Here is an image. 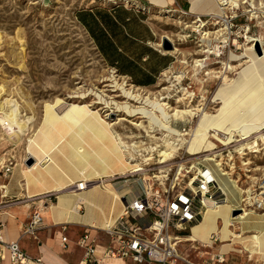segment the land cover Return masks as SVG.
Segmentation results:
<instances>
[{
  "label": "crops",
  "instance_id": "1",
  "mask_svg": "<svg viewBox=\"0 0 264 264\" xmlns=\"http://www.w3.org/2000/svg\"><path fill=\"white\" fill-rule=\"evenodd\" d=\"M168 8L206 15L216 12L218 6L215 0H129V4L110 0L109 3L79 11L77 19L110 68L137 87L151 88L174 65L175 53L161 49V38L150 23L148 14ZM260 37L264 47V26ZM251 54L256 63L240 67L236 73L239 76H234L235 85L220 94L225 108L216 123L221 129L242 125L244 133H251L260 128L259 125H264V56L259 57L255 52ZM222 89L220 86L214 93V102L215 99L221 101L218 96ZM209 122L210 116H207L202 130L210 127ZM31 141L28 150L20 147L21 145L0 142V164L10 157L16 160L10 173L0 171V238L6 242H19L26 254L41 258L45 264H83L85 249L81 241L84 235L89 233L92 238H98L101 249L111 245L110 238L101 230L120 217L125 199L132 201L141 191L128 183L111 179L113 192L95 186L83 192L69 189L62 193H53L55 186L60 183L68 186L84 181L81 179L83 175L93 179L102 173L113 174L121 169L122 160L100 172L97 162L89 164L85 158L78 156L74 143H69L68 140L57 144L56 151L36 145L34 139ZM78 141L77 138L76 142ZM203 144L208 145L209 142ZM77 147L80 148L78 145ZM79 152L83 153L81 150ZM29 155L36 160L32 168L23 161ZM44 160L48 162L41 165ZM62 198L65 202L61 205ZM80 200L84 203L75 212ZM237 203L235 197L230 200L232 206ZM37 209L44 216V224L37 236L33 237L24 234V229ZM231 222L236 223L237 227L233 230L235 233L236 230L240 232L236 233L238 236L242 234V237H251L264 233L263 213L250 214L244 220H233L231 216ZM195 225L190 227L186 236L192 234ZM219 225L223 227L221 222ZM216 236L217 241L210 238V245L203 244L200 240L192 243L194 250L201 253L203 251V254L209 256L210 261L205 262L207 264H224L221 257L238 251L235 248L225 252L227 245L231 244L234 248L235 243L223 242L219 231ZM218 242L221 243L219 249L215 247ZM256 256L264 264L262 256L258 253L254 255ZM115 261L127 264L131 260ZM0 264H11V261L7 257L4 261L0 259Z\"/></svg>",
  "mask_w": 264,
  "mask_h": 264
},
{
  "label": "rangeland",
  "instance_id": "2",
  "mask_svg": "<svg viewBox=\"0 0 264 264\" xmlns=\"http://www.w3.org/2000/svg\"><path fill=\"white\" fill-rule=\"evenodd\" d=\"M109 2L110 0H0V88L4 93V99L14 98V100H6L4 104L11 116L17 114L22 119L32 122L31 127L26 132L27 134L22 136V140L17 143V145H21L20 147L29 149V144L32 143L31 140L34 139V134L43 127L47 110L56 106L62 100L67 103L81 102L83 104L97 102L94 105L95 110L99 108L102 111H108V107L114 104L113 101L117 103L125 101L132 105L152 107L153 104L145 102L144 99L133 101L125 97L129 96L128 94H132V91L135 94H139L140 91H143L142 94L146 93V95L159 94L164 88L174 85L173 91H170L169 94H163L166 98H170L166 100L167 102L173 107L185 108L190 103V106L197 107L199 104L202 105L208 101L212 102L214 93L223 83L221 79H209L206 75L209 70L223 71L222 63L227 62L236 66L246 60V58L231 59V56L228 55L221 58L212 57L210 66L206 71L197 73L196 78V71L193 68L194 60L204 58L202 55L204 44L201 43L200 35L195 34L193 29L189 27L192 25L196 26L193 23L194 17L188 10L183 12L182 9L175 8L160 9L156 12H149V21L156 30L158 37L161 38V45L163 39L169 37L172 39V42L168 39L172 47H177L179 50L174 54L175 63L171 67L172 72L169 76L172 77V73H174V76L184 73L185 78L182 83L178 84L173 77L167 80L162 75L154 87H137L106 64L89 34L77 19L79 11ZM118 3H125V1L119 0ZM214 29L210 28L211 31ZM261 32V28L251 27V35H259ZM214 44L216 42L212 43V45ZM161 49L166 51L163 46H161ZM173 50L166 52L172 53ZM236 55L239 56V53H236ZM182 61H185V63L183 64ZM239 69L240 67L228 72L227 75L234 77ZM137 88L140 91L136 92ZM186 91H189V94L186 95L187 97L184 96ZM103 92L112 96L113 100L105 97ZM192 92L194 97H191ZM182 97L187 98L183 105L178 103ZM213 106L215 108L218 106L217 109L220 107V105L216 104L210 105V112H214L215 108ZM15 107L18 108L15 109ZM121 109L128 111L130 115L141 112L133 111L127 106L118 107V110ZM170 113H168L169 116ZM121 116L122 113H117L109 120L111 119L110 121L115 123L119 121ZM137 117L138 115L129 119L138 123L146 121L139 120ZM168 118H171V116ZM145 124L147 125L148 121ZM184 126L185 124L181 122L174 124L177 130H181ZM114 128L127 142H138L139 145H141L140 143L145 144L143 148L148 147V145L153 146V143L158 144L159 142V139L147 138L144 131L127 122L116 125ZM163 133H158L162 139ZM1 136L4 139L0 140V142L11 144L0 127V138ZM131 136L137 138L133 141L128 140L127 137ZM14 138L13 141H17V137ZM172 138L169 141H172L175 137ZM165 140H168V138H165ZM159 143L165 145L162 141ZM261 143L264 142L259 141V144ZM130 154L127 153L129 161L134 159L136 162H131L139 164L141 163L140 155H145V152L138 154L137 151H134ZM261 156L258 159L256 158L260 161H257L255 166H264V151H261ZM253 157L251 156L250 158L252 159ZM121 165L123 167L124 162ZM236 166L240 168L241 163L237 162ZM238 170L237 168L235 173H239ZM235 175H233L234 177L230 176L231 179H226L225 181L229 185V192L227 193L231 197L233 195L230 192L236 191V200L239 202V198L242 195L241 193L239 194V191L243 193V190L254 182H251V180L246 182L245 177L240 173L242 176L240 178L241 182L237 184ZM111 179H108L109 183ZM123 180L122 177H119L115 182L122 183L124 182ZM233 182H236L238 189L233 187ZM128 184L135 187V189L139 188L141 191L140 182L131 180ZM232 199L234 197L230 198V200ZM236 227L237 225L234 222L233 228L236 229ZM236 231V233L240 234L238 230ZM244 237L247 236L242 237L240 235L237 239L240 241ZM243 241L235 243L234 248L231 246L232 250L237 248L238 251L224 256V264H261L257 256L254 257L258 253L257 246L249 239L244 241L245 243ZM228 243L233 242L229 241ZM220 245L221 243L218 242L215 247L219 249ZM181 250L187 258L197 264H205L206 261H210L209 256L203 254V251L201 253V251L194 250L191 242H184L181 245ZM112 262L110 261L107 264ZM221 262L223 263V261ZM112 264L124 263L117 261ZM127 264L135 263L129 261Z\"/></svg>",
  "mask_w": 264,
  "mask_h": 264
},
{
  "label": "built area",
  "instance_id": "3",
  "mask_svg": "<svg viewBox=\"0 0 264 264\" xmlns=\"http://www.w3.org/2000/svg\"><path fill=\"white\" fill-rule=\"evenodd\" d=\"M111 1L115 2V0ZM124 1L129 4V0ZM217 2L220 9L219 15L190 13L194 17L193 23L200 28L203 35L220 31L225 37V43H222V39H215V35L210 37L212 43L220 42L222 55L217 58L239 53V56H236L245 59L246 51L257 53V43L260 44L262 51V56L259 57H263L264 47L260 34L251 35L250 33L252 26L263 29L264 0H217ZM210 28L215 29L211 31ZM193 32L200 35L204 51L214 48L215 44L207 45L208 39L203 42L204 36L198 30ZM212 57L216 58L215 55ZM213 104L220 105L219 102L208 101L200 107L210 112V105ZM217 107H214V112ZM198 120L199 116L192 121H169L174 129V124L177 122L185 124L181 130L175 129L178 134L173 135H170L167 130L155 128L153 140L159 139V142H164L165 138L175 137L172 138L174 141H170L174 144L175 150L168 151L172 154L168 157L162 155V152L168 149L165 142V145L158 142V144L153 143V146L142 147V150L137 151L145 152V155H140L139 168L142 171L112 177L113 181L122 177L124 183L131 180L140 182L141 193L132 201L125 199L120 217L101 230L110 238L111 245L101 249L98 238H92L89 233L84 235L81 241L85 249L83 264H107L108 261L116 259L131 260L135 264H196L184 255L181 245L188 237L185 234L190 227L203 220L209 209L207 204L219 207L230 203L218 182L223 170L225 174L221 175L222 178L229 179L236 174L237 184L241 182L240 173L245 177L246 182L248 180L254 182L243 190L237 205L232 206V219H240L242 213L264 214V166H255V163L260 161L257 159L262 157L261 151H264V143L257 144L259 147L254 143L258 133L249 136L236 134L234 139L229 140L231 134L210 130V140L214 143V149L208 152L191 153L188 145L193 137L192 127L197 125ZM160 132H164L163 139L158 135ZM145 134L148 138L146 132ZM141 145L145 144L141 143ZM242 150L243 153H241ZM251 156L254 157L251 159ZM28 157H25L23 161H26ZM237 162L241 163L240 168L236 166ZM15 164L14 157L2 161L1 173H10ZM237 168L239 173H235ZM95 183L99 182L80 181L74 185L73 189L76 192H83ZM236 210L240 211V214L233 216ZM43 224L44 216L41 210L37 209L25 227L24 234L36 237ZM231 227H234V222H231ZM212 240L217 241L215 234L212 235ZM7 257L11 264H45L41 258H33L26 254L19 242H6L0 238V259L4 261Z\"/></svg>",
  "mask_w": 264,
  "mask_h": 264
},
{
  "label": "bare ground",
  "instance_id": "4",
  "mask_svg": "<svg viewBox=\"0 0 264 264\" xmlns=\"http://www.w3.org/2000/svg\"><path fill=\"white\" fill-rule=\"evenodd\" d=\"M215 1L217 3V6H218L217 11L210 13V15L211 14H218V15L220 14L218 2H217V0H215ZM263 26H264V24H263ZM189 27H191L195 31L198 30L200 32V34L202 36H204L203 42H206L205 39H208V41H207L208 46L212 45V43H211L212 40L210 39V37L213 35L216 36L215 39H218V40L222 39V41H223L222 43H225L226 39L223 36V34H221L220 31L219 32L205 33L203 35V32H201L200 28H198L197 26L192 25ZM165 38L169 39L172 42L171 38H169V37H165ZM186 38H185V40H186ZM0 39H1V36H0ZM247 39H249V38H247ZM260 40H261V38H260ZM219 43L215 44L214 48H210L209 50H207V52L203 50L202 55L204 56V58L194 60L193 68L196 71L195 77L197 76V73L202 72V71H206V69L211 64V60H212L213 55H215L216 58L222 55V50L219 47ZM160 46H162V45L160 44ZM173 51L175 53L176 51H179V50L177 49V47H174ZM199 52H201V51H199ZM251 53H254V52L253 51H246L245 52L246 60L239 63L236 66H234L230 63H227V62L222 63L223 64V67H222L223 71L216 72L213 69H211V70L208 69L209 72H207L206 75L209 77V79L215 78V79H221L223 81V83L220 85L223 87V89L219 92V96H218V97H220L219 99H221V101H219V104L221 107H219L216 110L217 113H214V112L211 113L209 111H205V110L201 109L200 104L197 107L190 106L191 103L189 106H186L185 108H181L179 106L173 107L169 102L166 101L167 99H170V98H168V97L166 98L165 96H163V94H169L170 91H173L174 85L167 87V88H164L162 90V92H159V94H147V95H146V93L142 94L143 91L141 92L140 89H138V88H137L138 90L136 89L137 90L136 92L140 91V93L135 94L134 91H132L133 88L130 87V88H132L131 89L132 94L127 93L129 96L125 97L126 99L133 100V101L144 99L145 102H147V103L149 102V103L153 104V106L147 107L144 105H132V104H129L128 102H125V101L123 103H117L116 101H113L114 104L108 107V111L107 110L102 111L99 108H98L99 110L98 109L95 110L94 105L97 102H95V103L93 102V104L92 103L83 104L81 102L67 103L64 100H62L56 106L50 107L47 110L48 112L45 115L43 127L34 134V143L40 147L46 146L48 148V150L50 149L51 151H54V150L56 151V150H58L57 144H61L65 141L67 142V140H68L69 143H74V145H75L74 149L76 151L75 153L77 155L79 153L78 156L85 158L89 164L92 163L93 161H96L97 164L99 165V171L100 172L105 170L111 164L116 163V162H120L122 160L121 162H124V166L119 171H117L113 174L102 173V174L97 175L93 179L86 178V176H84V175L81 177L82 180L87 181V182H93V181L99 182V183H95L94 185H92L88 188H92V187L94 188L95 186H99V187L101 186L108 191H112L110 183L108 181L109 178H112V177L117 176V175L118 176H126L128 173L133 174V173H138V172L142 171V169L139 168L140 167L139 164H133V162L129 161V159L127 158V153L129 155H131L130 153L132 151L142 150L143 145H138L137 142L136 143L127 142L120 134H118L115 131L114 127L116 125L123 123V122L130 123L131 125L139 128L140 130L146 132L149 138L153 139L155 137V136H153L155 128H158L160 130H167L170 133V135H173L176 133L178 134V132H176V130L170 125L171 122H169V121H171V120L172 121H178V120H181V121L191 120L192 121L193 119H195V117L199 116V120L197 121V125L195 127L194 126L192 127L193 137L190 140V143L188 145V149L191 153H199L202 151L208 152V151H211L214 149V143L210 140V135H209L210 130H215V131L218 130V131H221L223 133L231 134V138L229 140H232V138L234 139L236 134H238L240 136H244V135L249 136L253 133H258L256 135L255 140H254V143L257 145V144H259V140H262L264 142V131H262V129L264 128L263 124L259 125L260 128L256 129L255 131H253L251 133H244L242 128H241L242 125L239 127H233V125H232L231 128L221 129L219 127V125H217L218 123H216V122H219V121H217V120H219V115H220V113L223 112V109L225 108L224 107V100L220 96V94L222 91L229 89L230 87L235 85L236 78L239 76V75H236V78L235 77H229L227 75V73L232 72L236 68L243 67L245 65H251V64L254 65L256 63V59L252 57L253 54H251ZM209 55H210V57H209ZM232 58L236 59V60L242 59L240 57H237L236 55H231V59ZM182 63L184 64L185 61H182ZM218 63H221V62H218ZM171 72H172L171 69L168 72H166L164 74V78L168 80V79H171L173 77L175 79L174 81L176 83L178 82V84L183 82V80L185 78L184 73L183 74L181 73V74L176 75V76H174L173 75L174 73H172V77H170L169 74ZM219 73H220V75H218ZM178 84H177V86H178ZM134 88H135V86H134ZM128 92H130V91H128ZM148 93H149V91H148ZM188 94H189V91H186V93H184V96H186ZM3 95H4V93H3L2 89L0 88V127L2 128L4 135L7 136V138H8L7 140L11 143L17 144L18 142H20L22 140V136L27 134L26 132L31 127L32 122L30 120L22 119L17 114H14L13 116H11V114L7 112V109L5 107L4 102L7 99H4ZM103 95L105 97L113 100L112 96H109L105 93ZM145 95H146V97H145ZM137 96H139V97H137ZM189 96H191V95H189ZM186 97L180 98L178 103H180V104L182 103V105H183L185 103V100L187 99ZM191 97H194L193 92H192ZM8 100H14V98H9ZM215 102H218V101H216V99H215ZM125 104H127V105H125ZM145 105H146V103H145ZM120 106L121 107L127 106V107H130L131 110H133V111H141V112H136L139 114L130 115L128 113V111H126L124 109L118 110V107H120ZM17 108L18 107H15V109H17ZM60 109H62V110H60ZM117 113H119V114L122 113V116L120 117L119 121L112 123L110 121L111 119L109 120V118L116 115ZM168 113H170L171 118H168V117H170L168 115ZM137 115H138L137 119L146 120V121H144V122L142 121L141 123H138V122H132V120L129 119V118H132V117L137 116ZM207 116H210V122H211V123L209 122L210 127L206 130H202L205 127L204 121H205V118H207ZM102 119H104L106 122ZM147 121H148V124L146 125L145 122H147ZM107 122H109V123H107ZM215 123L217 126H215ZM246 124L248 126H250L249 123H246ZM112 128H113L114 135H113V133H111ZM14 137H17V141H15V142L13 141L15 139ZM77 138L79 139L78 142H76ZM136 138L137 137L133 138L132 136L127 137V139L131 140V141H133ZM3 139L4 138H2V136H1L0 140H3ZM164 142L166 143V148H168V149L166 151H163L162 155L164 157H168L172 154V153H168V151H170V150L174 151L175 147H174V144L169 141V138H168V140L164 139ZM205 142H209V144L208 145L203 144ZM77 145L80 148H78ZM247 145H249V144L247 143ZM257 146L259 147V145H257ZM79 150H81L83 153L81 152L82 154H80ZM241 153H243V150L241 151ZM44 161H42L41 165H45ZM134 162H136V161H134ZM33 166H31L29 168H32ZM224 174H225V172L223 170V174H221V175H224ZM221 175L218 179V182H219V185L223 188L224 192L227 194L228 200H230L231 197H235L237 199V197L235 196L236 191L230 192L233 196H231V197L229 196V194L227 193V192H229L228 191L229 185L225 181L226 178H222ZM230 179L231 178L229 177V180ZM232 184H233V187L238 189L236 182H233ZM74 185L75 184L66 186L63 183H60L59 185L55 186V188L53 189L54 190L53 193L54 192L55 193H62V192L67 191L70 188L73 189ZM131 190H132V188H131ZM73 192H76V191H74V189H73ZM240 193L242 194V191L241 192L239 191V194ZM60 201H61L60 202L61 205L65 202V200L63 198ZM82 203H84L83 200H80L77 203L76 208H75V212H77L81 209ZM207 205L209 206V209H208L207 213L205 214L203 220L198 225H195V227H193L192 234L186 238L185 242H192V241L195 242L197 240H200L203 244L210 245V243H211L210 238L212 237L213 234L217 235L218 231H219L222 234L223 242H225V241L229 242L230 241L233 243H239L240 241H243V240L246 241L247 239H249L255 246H257L258 254H260L262 256V258L264 259V233L262 235L254 234L251 237L248 236L247 238H243V240L241 239L239 241L237 239L238 235H236V233L233 230V227H231V214L230 213H231L232 205L230 203L223 204L219 207H214V205H210V203ZM245 213H246V210H245ZM247 216L248 215H245L242 213V216L240 217V219L244 220L247 218ZM220 222L223 225L222 228L219 225ZM231 246H232L231 244L227 245L224 248V251L225 252L231 251V248H232ZM116 260H118V259H116ZM112 261H115V260H112ZM221 261L225 262V259L223 257H221ZM115 262H117V261H115Z\"/></svg>",
  "mask_w": 264,
  "mask_h": 264
},
{
  "label": "water",
  "instance_id": "5",
  "mask_svg": "<svg viewBox=\"0 0 264 264\" xmlns=\"http://www.w3.org/2000/svg\"><path fill=\"white\" fill-rule=\"evenodd\" d=\"M162 46H163V48L166 51L173 50V48H174V47H172V44L170 43V41L167 38H164L163 39ZM256 51L258 53V56H262V51H261V48H260V44L259 43L256 44ZM47 162H48V160L47 161L45 160L44 161V164H46ZM35 163H36L35 159L32 158L31 156H29L28 159L25 162V164L28 167L33 166ZM238 214H240V211L236 210V211H234L233 216H237Z\"/></svg>",
  "mask_w": 264,
  "mask_h": 264
}]
</instances>
